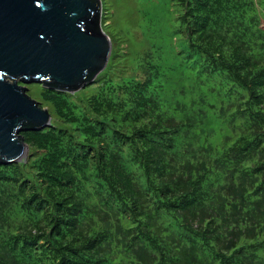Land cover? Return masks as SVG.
Masks as SVG:
<instances>
[{
	"label": "trees",
	"instance_id": "obj_1",
	"mask_svg": "<svg viewBox=\"0 0 264 264\" xmlns=\"http://www.w3.org/2000/svg\"><path fill=\"white\" fill-rule=\"evenodd\" d=\"M180 41L43 88L0 162V264H264V0H178Z\"/></svg>",
	"mask_w": 264,
	"mask_h": 264
},
{
	"label": "water",
	"instance_id": "obj_2",
	"mask_svg": "<svg viewBox=\"0 0 264 264\" xmlns=\"http://www.w3.org/2000/svg\"><path fill=\"white\" fill-rule=\"evenodd\" d=\"M101 0H0V162H25L21 133L51 126L22 84L75 93L107 66Z\"/></svg>",
	"mask_w": 264,
	"mask_h": 264
},
{
	"label": "rangeland",
	"instance_id": "obj_3",
	"mask_svg": "<svg viewBox=\"0 0 264 264\" xmlns=\"http://www.w3.org/2000/svg\"><path fill=\"white\" fill-rule=\"evenodd\" d=\"M101 3V27L110 39L111 54L114 55V66L109 76L115 81L129 76L144 80L147 73L137 67V61L147 48L157 43L168 44L169 39L172 44L180 41V35L171 33L180 21L178 16L181 14V7L178 0H101ZM22 85L27 88L31 98L48 109L52 122L51 107L40 99V91L44 87L37 83ZM91 85L78 91L86 88L89 96L94 93Z\"/></svg>",
	"mask_w": 264,
	"mask_h": 264
},
{
	"label": "bare ground",
	"instance_id": "obj_4",
	"mask_svg": "<svg viewBox=\"0 0 264 264\" xmlns=\"http://www.w3.org/2000/svg\"><path fill=\"white\" fill-rule=\"evenodd\" d=\"M98 76H99V74H98V75H97V76H96L91 82H93ZM91 82L88 83V84H91ZM88 84H87V85H88ZM87 85H86V86H87Z\"/></svg>",
	"mask_w": 264,
	"mask_h": 264
}]
</instances>
